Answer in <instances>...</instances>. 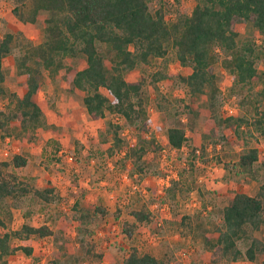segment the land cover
I'll return each mask as SVG.
<instances>
[{
    "label": "rangeland",
    "instance_id": "rangeland-1",
    "mask_svg": "<svg viewBox=\"0 0 264 264\" xmlns=\"http://www.w3.org/2000/svg\"><path fill=\"white\" fill-rule=\"evenodd\" d=\"M159 2L166 21H170L179 12L188 13L195 0H152L149 8L154 9ZM11 6L9 0H0V37L6 31L14 36L10 52L2 59L5 93L0 94V108L3 109L13 104L11 92L20 95L24 90L17 60L30 45L43 39L48 15L42 12L34 22H22L11 13ZM236 30L237 42L251 39L261 49L255 62L260 77L253 83L259 89L264 83V33L258 32L248 20L237 22ZM99 49L109 68V54L102 46ZM216 51L213 69L217 114L251 117L249 104L240 102L247 85L233 79L220 63L223 52ZM28 62L34 65L31 60ZM83 62V55L77 53L61 56L60 66L53 70L40 66L39 85L33 95L41 109L38 120L26 127L13 123L10 134L0 137V158L13 153L26 158L24 165L10 167L12 170L38 187L51 183L59 195L57 201L25 196L18 202L8 200L0 205L9 211V215H4L3 229L16 228L23 221L34 225L45 223L51 229L48 235L29 239L31 253L18 248L7 254L2 264H45L51 259L55 264H113L120 262L132 244L179 264H211L203 239L205 235L213 237L215 226L220 223L221 207L235 191L252 194L258 183L264 181V170L259 165L256 178L239 171L238 153L246 141L264 157V137L254 131L236 135L232 121L218 124L208 108L210 85L191 95L183 84L167 78L158 80L154 86L145 82L144 121L128 124L117 113L108 111L93 120L82 104L83 91L70 82L72 72ZM161 68L173 73L189 70L188 66L179 65L169 50L163 58L150 57L147 63L124 72V77L143 75L147 81L152 71ZM261 108L264 109V101ZM108 122L120 125L123 140L120 148H108L112 139ZM174 123L183 126L188 137L180 147H171L166 141L165 129ZM149 137L161 148L153 150L146 145L139 160L126 153L130 145L141 144ZM95 204L103 205L107 213L80 223L79 209ZM140 207L149 212V220L136 222L132 235L127 236L122 221H133L130 209ZM182 215L189 216V225L182 221ZM84 224L90 229L89 239L100 257L83 254L78 237L88 236L83 232ZM254 234L263 238L264 225ZM18 243L13 239V244ZM238 244L244 247L242 241ZM219 264H264V252L253 260H222Z\"/></svg>",
    "mask_w": 264,
    "mask_h": 264
},
{
    "label": "trees",
    "instance_id": "trees-1",
    "mask_svg": "<svg viewBox=\"0 0 264 264\" xmlns=\"http://www.w3.org/2000/svg\"><path fill=\"white\" fill-rule=\"evenodd\" d=\"M9 1L12 3L11 13L22 22H34L42 12L48 15L45 17L43 39L30 45L17 60L18 72L23 75L24 90L20 95L11 92L12 106L0 108V137L10 134L13 123L26 127L38 120L41 109L33 100V95L39 85L40 66L53 70L60 66L61 56L77 53L83 55L84 62L72 72L70 82L83 91L82 104L91 119L102 117L108 111L117 113L128 124L144 121L147 99L143 90L145 82L154 86L158 80L167 78L183 84L191 95L201 93L205 85H210L208 108L210 116L218 124L232 121L236 135L242 131H254L264 137V109L261 108L264 83L259 89L253 87L260 77L255 62L261 49L251 39L236 40V23L239 21L248 20L258 32L264 33V0H195L188 13L179 12L170 21H166L160 2L154 9L149 8L152 0ZM13 37L9 31L0 37V94L5 93L2 59L10 52ZM99 46L109 54V68L104 64ZM216 49L223 52L220 63L233 79L247 85L240 102L249 104L251 117L217 114L216 75L213 69L218 57ZM169 50H172L179 65L189 67L187 72L173 73L161 68L152 71L147 81L143 75L133 79L124 77V72L147 63L150 57L163 58ZM108 127L112 134L109 150L120 148L123 141L119 135L120 125L108 122ZM165 137L171 147H180L188 138L185 128L178 123L166 127ZM146 145L153 150L161 148L149 137L141 144L130 145L126 153L133 154V158L139 160ZM25 161V156L20 153L0 158V205L8 200L18 202L25 196L47 202L57 201L59 195L51 183L38 187L10 168L22 166ZM236 164L239 171L256 178L259 166L264 170V157H260L256 146L245 141ZM136 165L140 168L138 163ZM176 185L173 180V187ZM106 213L103 205L95 204L81 207L77 219L80 223H87ZM130 213L134 220L122 221V229L127 236L132 235L136 222L149 220V212L144 207L130 209ZM4 215H9L8 209L0 208V264L7 254L18 248L26 254L31 253V237L51 233L45 223L34 225L26 221L16 228L3 229L6 225ZM181 217L183 222L190 224L188 215ZM262 225L264 181L258 183L252 194L235 191L221 207L220 223L215 226L213 237L205 235L203 239L211 264L240 258L253 260L258 253L264 252V237L254 234ZM82 229L88 235L78 237L83 254L100 257L101 253L94 251L95 244L89 239V227L84 224ZM13 239L19 243L13 244ZM239 241L244 243L243 248ZM45 264H55V260H48ZM113 264L179 263L165 255L156 256L149 251H141L132 244L120 262Z\"/></svg>",
    "mask_w": 264,
    "mask_h": 264
},
{
    "label": "crops",
    "instance_id": "crops-1",
    "mask_svg": "<svg viewBox=\"0 0 264 264\" xmlns=\"http://www.w3.org/2000/svg\"><path fill=\"white\" fill-rule=\"evenodd\" d=\"M81 67V66H80ZM78 69V68H77ZM4 73V72H3ZM127 79V78H126ZM35 94V93H34ZM34 100V99H33ZM88 115V114H87ZM98 119V118H97ZM93 120H95V119H93ZM3 138H5V137H3Z\"/></svg>",
    "mask_w": 264,
    "mask_h": 264
}]
</instances>
